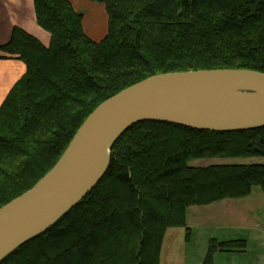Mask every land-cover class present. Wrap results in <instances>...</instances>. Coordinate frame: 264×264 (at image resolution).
Returning <instances> with one entry per match:
<instances>
[{
    "label": "trees",
    "instance_id": "obj_1",
    "mask_svg": "<svg viewBox=\"0 0 264 264\" xmlns=\"http://www.w3.org/2000/svg\"><path fill=\"white\" fill-rule=\"evenodd\" d=\"M105 4L101 41L69 0H34L49 46L14 28L0 49L26 73L0 107V208L34 187L59 161L95 109L149 77L210 69L264 73V0H95ZM264 158V128L222 133L177 124L132 125L110 166L56 224L0 264H160L170 228H191L187 211L264 192V163L195 167L213 158ZM246 240H210L245 252Z\"/></svg>",
    "mask_w": 264,
    "mask_h": 264
},
{
    "label": "water",
    "instance_id": "obj_2",
    "mask_svg": "<svg viewBox=\"0 0 264 264\" xmlns=\"http://www.w3.org/2000/svg\"><path fill=\"white\" fill-rule=\"evenodd\" d=\"M162 122L234 133L264 128V73L210 69L159 74L107 99L56 165L0 208V263L81 202L106 174L111 149L134 124Z\"/></svg>",
    "mask_w": 264,
    "mask_h": 264
},
{
    "label": "crops",
    "instance_id": "obj_3",
    "mask_svg": "<svg viewBox=\"0 0 264 264\" xmlns=\"http://www.w3.org/2000/svg\"><path fill=\"white\" fill-rule=\"evenodd\" d=\"M69 1L77 11L83 14V28L85 33L95 41L103 40L107 35L109 23V16L105 4L95 0ZM14 28H21L27 31L37 37L46 46L50 44V33L43 29L37 22L34 0H0V46L10 41ZM25 73L26 65L22 60L11 57L0 49V107L12 87ZM238 199H225L205 205L209 208L208 213L195 212L194 220L213 226L200 239L202 247L195 261L188 262V249L183 253L185 264H203L209 242L212 239L220 242L245 239V235L241 230L246 226L244 224H248L249 219L245 218V212L241 207L235 206ZM192 209H194V206L189 207L187 211V223L188 212ZM234 216H236L237 226H240V229L232 228L231 224ZM170 229L167 230L166 235ZM198 236L200 237L199 233ZM261 241L263 251L261 257H257V264H264V240ZM248 256V250L245 252H217L214 255V264H251L250 257Z\"/></svg>",
    "mask_w": 264,
    "mask_h": 264
},
{
    "label": "rangeland",
    "instance_id": "obj_4",
    "mask_svg": "<svg viewBox=\"0 0 264 264\" xmlns=\"http://www.w3.org/2000/svg\"><path fill=\"white\" fill-rule=\"evenodd\" d=\"M264 163V158L249 157V158H213L199 159L191 161V165L195 167H206L215 164H254ZM235 206H239L245 212V218L249 219L248 224L243 227L241 232L245 235L247 242V250L251 264H257L258 258L261 257L263 246L261 240H264V192L260 187H256L253 193L248 197L237 200ZM195 212H209L207 206H194V209L188 212V223L191 227V237L186 241L185 228H171L164 238L163 247L161 250L160 264H185L183 253L188 249V262L195 261L197 254L201 250L203 235L210 231L211 224H205L194 220ZM236 216L232 218V228L237 226ZM188 225V226H189ZM194 227V228H193ZM238 230V229H236ZM198 233L200 237L198 236ZM189 244V246H188ZM260 263V262H259Z\"/></svg>",
    "mask_w": 264,
    "mask_h": 264
}]
</instances>
